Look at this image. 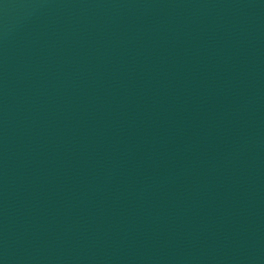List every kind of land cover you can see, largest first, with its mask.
Here are the masks:
<instances>
[{"label": "water", "instance_id": "water-1", "mask_svg": "<svg viewBox=\"0 0 264 264\" xmlns=\"http://www.w3.org/2000/svg\"><path fill=\"white\" fill-rule=\"evenodd\" d=\"M0 264H264V0H0Z\"/></svg>", "mask_w": 264, "mask_h": 264}]
</instances>
